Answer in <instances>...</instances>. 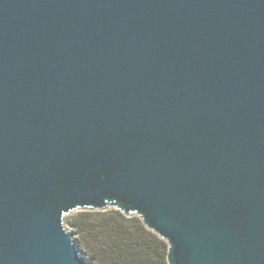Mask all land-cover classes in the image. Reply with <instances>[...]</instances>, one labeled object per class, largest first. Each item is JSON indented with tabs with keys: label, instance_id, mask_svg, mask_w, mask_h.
I'll return each instance as SVG.
<instances>
[{
	"label": "water",
	"instance_id": "1",
	"mask_svg": "<svg viewBox=\"0 0 264 264\" xmlns=\"http://www.w3.org/2000/svg\"><path fill=\"white\" fill-rule=\"evenodd\" d=\"M112 209L264 264V0H0V264H91L64 219Z\"/></svg>",
	"mask_w": 264,
	"mask_h": 264
},
{
	"label": "trees",
	"instance_id": "2",
	"mask_svg": "<svg viewBox=\"0 0 264 264\" xmlns=\"http://www.w3.org/2000/svg\"><path fill=\"white\" fill-rule=\"evenodd\" d=\"M76 242L91 264H169V246L139 217L118 210L72 216Z\"/></svg>",
	"mask_w": 264,
	"mask_h": 264
},
{
	"label": "rangeland",
	"instance_id": "3",
	"mask_svg": "<svg viewBox=\"0 0 264 264\" xmlns=\"http://www.w3.org/2000/svg\"><path fill=\"white\" fill-rule=\"evenodd\" d=\"M79 212H81V211H79ZM79 212L71 213V214L67 215L65 217V219H64V224H65L66 228L68 229V231L73 234L74 239L76 238V236H75V233H74V228H73V226L70 223V219H71L72 216L76 215Z\"/></svg>",
	"mask_w": 264,
	"mask_h": 264
}]
</instances>
